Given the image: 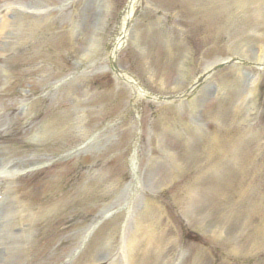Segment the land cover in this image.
Here are the masks:
<instances>
[{
    "label": "rangeland",
    "instance_id": "rangeland-1",
    "mask_svg": "<svg viewBox=\"0 0 264 264\" xmlns=\"http://www.w3.org/2000/svg\"><path fill=\"white\" fill-rule=\"evenodd\" d=\"M31 0H18V2H20L21 4H25V5H29ZM13 3L10 0H4L1 4H0V8L2 9V11L4 10V7L7 6H11Z\"/></svg>",
    "mask_w": 264,
    "mask_h": 264
}]
</instances>
